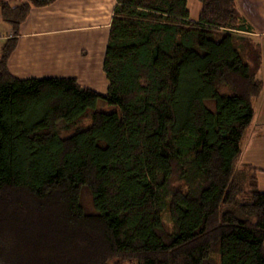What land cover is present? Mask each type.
<instances>
[{
    "label": "trees",
    "instance_id": "obj_1",
    "mask_svg": "<svg viewBox=\"0 0 264 264\" xmlns=\"http://www.w3.org/2000/svg\"><path fill=\"white\" fill-rule=\"evenodd\" d=\"M55 1L0 0V264H264L243 161L262 49L238 1L191 20L188 0H116L106 95L11 74L22 24Z\"/></svg>",
    "mask_w": 264,
    "mask_h": 264
},
{
    "label": "crops",
    "instance_id": "obj_2",
    "mask_svg": "<svg viewBox=\"0 0 264 264\" xmlns=\"http://www.w3.org/2000/svg\"><path fill=\"white\" fill-rule=\"evenodd\" d=\"M237 1L254 27L253 33L245 35L262 49L258 78L264 83V0ZM115 5L116 0H56L46 7L32 9L8 62L11 74L20 79L74 77L81 86L106 95L109 83L103 60ZM11 33L10 27L4 42ZM254 109L248 133L255 125V140L249 147L244 142L243 161L258 169V187L264 192L260 181L264 177V90Z\"/></svg>",
    "mask_w": 264,
    "mask_h": 264
},
{
    "label": "rangeland",
    "instance_id": "obj_3",
    "mask_svg": "<svg viewBox=\"0 0 264 264\" xmlns=\"http://www.w3.org/2000/svg\"><path fill=\"white\" fill-rule=\"evenodd\" d=\"M12 5H18L21 4L22 2H24L25 0H8ZM188 9L190 11V18L191 20H195L198 19L200 11H201V3L199 0H188ZM10 26L8 23H6L2 17H1V13H0V35L2 36L3 40L0 41V50L1 47L3 45L4 39L7 36L6 31L7 29H9ZM100 109H102L105 112H111V111H118L119 112V108L116 106H111V105H102L100 107ZM255 125H253L252 129H250L249 133L247 134L246 140H245V144L249 147L250 145L253 144L254 142V135H255ZM250 144V145H249ZM245 152V148L243 149ZM260 181L262 182V185L264 184V177L262 178V180L260 179Z\"/></svg>",
    "mask_w": 264,
    "mask_h": 264
}]
</instances>
